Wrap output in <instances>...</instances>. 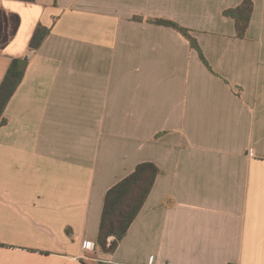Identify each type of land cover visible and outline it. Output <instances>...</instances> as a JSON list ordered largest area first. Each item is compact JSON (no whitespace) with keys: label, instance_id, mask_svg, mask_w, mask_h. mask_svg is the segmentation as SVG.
<instances>
[{"label":"crops","instance_id":"obj_1","mask_svg":"<svg viewBox=\"0 0 264 264\" xmlns=\"http://www.w3.org/2000/svg\"><path fill=\"white\" fill-rule=\"evenodd\" d=\"M252 1L239 38L224 12L243 0H0V85L29 58L0 125V264H264V0ZM157 19L189 29L212 69ZM39 24L50 33L32 50ZM142 162L161 173L105 253V195Z\"/></svg>","mask_w":264,"mask_h":264},{"label":"trees","instance_id":"obj_2","mask_svg":"<svg viewBox=\"0 0 264 264\" xmlns=\"http://www.w3.org/2000/svg\"><path fill=\"white\" fill-rule=\"evenodd\" d=\"M21 1L33 2L35 0ZM252 12V0H243L239 6L225 10L224 14L235 20L237 37H245ZM155 22L173 27L185 35L199 52L203 62L212 69L197 41L190 34L189 29L170 20L157 19ZM49 33V28L39 24L30 40L31 49H38ZM28 65V57H17L12 59L8 67L0 85V125L6 123L4 117L5 109L23 81ZM160 173L161 169L156 164L142 162L136 166L133 172L107 191L97 239L98 245L103 252H115L119 243L127 235L129 228L140 213ZM110 238H112L111 241H109Z\"/></svg>","mask_w":264,"mask_h":264},{"label":"built area","instance_id":"obj_3","mask_svg":"<svg viewBox=\"0 0 264 264\" xmlns=\"http://www.w3.org/2000/svg\"><path fill=\"white\" fill-rule=\"evenodd\" d=\"M83 248H85L87 250H95L97 248V246L94 243L87 241V242L83 243Z\"/></svg>","mask_w":264,"mask_h":264}]
</instances>
